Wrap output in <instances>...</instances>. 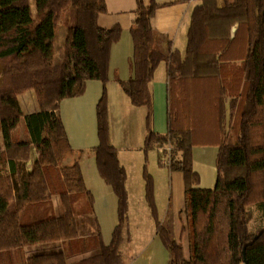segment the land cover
Instances as JSON below:
<instances>
[{
  "label": "trees",
  "instance_id": "16d2710c",
  "mask_svg": "<svg viewBox=\"0 0 264 264\" xmlns=\"http://www.w3.org/2000/svg\"><path fill=\"white\" fill-rule=\"evenodd\" d=\"M35 4V6H34ZM156 0H137L130 28L133 75L120 80L136 106L147 108L144 151L159 149V161L184 175V215L190 257L176 237V213L161 221L154 179L144 167L146 199L156 230L172 252V264H264V0H200L195 6L184 53L171 44L161 49V35L151 24ZM106 0H0V127L5 148L0 163V264H125L121 245L128 224L127 173L110 135L107 83L111 49L122 28L101 27ZM167 64L168 132L153 127L151 82L161 62ZM103 82L97 104L98 170L119 201V224L109 245L98 225L95 252L72 259L64 250L42 251L28 258L25 247L62 242L74 253L79 238L76 211L85 197L90 212L94 195L78 161L63 164L73 152L60 114L61 100L79 96L88 80ZM34 89L40 109L25 114L19 95ZM29 138L14 135L22 118ZM235 137L231 136V133ZM217 144V181L196 188L193 167L197 144ZM36 152L30 167H22ZM24 165V164H23ZM60 197L63 213L54 211ZM256 205L262 222L250 230ZM16 253V254H15ZM21 258V259H20Z\"/></svg>",
  "mask_w": 264,
  "mask_h": 264
},
{
  "label": "crops",
  "instance_id": "0c3cea01",
  "mask_svg": "<svg viewBox=\"0 0 264 264\" xmlns=\"http://www.w3.org/2000/svg\"><path fill=\"white\" fill-rule=\"evenodd\" d=\"M156 3L158 7L151 19V24L162 37L159 47L167 50L171 44L174 49L184 53L188 43L192 12L200 0H156ZM106 7L107 11L98 17L99 25L104 28L118 25L122 28L120 40L114 43L111 49L107 83L111 141L117 148L119 161L127 173L128 223L135 229L137 236L138 232H142L139 231L140 228L145 229L144 225L147 227L146 232L140 233L141 238L145 240L144 244H141L138 249H130L132 255L130 254V260L125 264H172V252L165 247L157 234L156 221L146 199L144 167L147 165L154 179L155 202L159 219L162 221L170 208L176 213L175 233L178 239L185 236L183 231L186 206L184 175H179L181 172H171L165 163L163 165L160 163L159 149L145 153L147 108L134 105L120 84V80H128L133 75L134 46L130 28L135 16L137 0H106ZM150 86L154 106L153 127L156 132L166 134L168 132L166 62L163 61L158 65ZM103 90L102 81L88 80L83 94L61 100L60 114L73 148V152L67 154L65 159L68 160V165L75 161L80 163L86 186L94 195L93 211L90 214L101 229L103 242L109 245L113 239L114 230L119 224V201L113 188L101 176L93 151L94 147L99 144L97 104ZM19 101L25 114L40 109L34 89L20 94ZM21 124L20 121L19 128ZM24 125L26 130L24 136L16 132L18 127L14 131V135L19 139L29 138L27 126ZM4 148V137L0 127V154ZM218 151L219 147L214 143L194 146L193 167L200 176L198 185H195L196 188L212 189L215 187L218 175ZM31 156L33 157L32 153ZM32 160L33 158L23 160L22 167H30ZM0 172L10 173L8 162L0 163ZM53 205L55 213L61 214V202L55 197ZM128 240L125 239L122 243L123 257H125L124 246ZM64 249L72 259L83 258L73 253L69 246H65L62 242L27 246L20 253V257L22 254L28 258L42 251ZM94 252L95 249L88 255L84 252L83 256H90ZM7 264H14V260L9 257Z\"/></svg>",
  "mask_w": 264,
  "mask_h": 264
},
{
  "label": "rangeland",
  "instance_id": "374dc122",
  "mask_svg": "<svg viewBox=\"0 0 264 264\" xmlns=\"http://www.w3.org/2000/svg\"><path fill=\"white\" fill-rule=\"evenodd\" d=\"M21 122H22L21 127L19 128L18 126L16 132H19L20 136H24V133H26L25 125H24L26 124V120L24 117L22 118ZM231 136L235 137V134L231 133ZM32 155L33 157L31 156L30 158L35 157L34 156L35 152H32ZM63 164H68V160L64 159ZM173 172H179V171H173ZM179 175H182V173ZM55 198L58 199V201H60L59 196H55ZM250 209H251V221L249 223L250 230L255 231L262 222V215L256 205H252ZM61 213H63V210H61ZM76 216L78 219V226H79V238L76 239L73 243L75 247L74 253H76L77 255H80L81 257H84L83 256L84 252L85 254L88 255L90 254V251L95 249L94 246H95V242L97 241L96 234H97V229H98V225L93 221L92 214H90L89 206L87 204L85 197L80 198V201L78 204V210L76 211ZM183 221H184V227L186 229L187 222H188L186 216H184ZM129 227H130V232H129ZM144 228L145 229L140 228L139 231L146 232V229H147L146 225H144ZM186 231H184L185 236L180 240L182 241V244L184 246L186 257H190L191 255L190 242H189V236L186 233ZM142 232H138V236H137L135 229L131 225H129V223L126 225L125 232H124V240L125 239H129V240L126 241V245L124 246L125 249L123 248L125 252L124 253L125 257H123V259L125 263L126 261L128 262L130 260V254L132 255V253H130V249H133V248L138 249L140 248L139 246H141V244H144L145 240H143L140 235V233ZM121 248H122V245H121ZM17 257L18 258L20 257V253L17 254Z\"/></svg>",
  "mask_w": 264,
  "mask_h": 264
}]
</instances>
